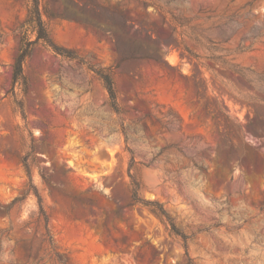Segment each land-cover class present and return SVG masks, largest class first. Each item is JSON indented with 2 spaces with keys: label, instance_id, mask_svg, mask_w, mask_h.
<instances>
[{
  "label": "rangeland",
  "instance_id": "374dc122",
  "mask_svg": "<svg viewBox=\"0 0 264 264\" xmlns=\"http://www.w3.org/2000/svg\"><path fill=\"white\" fill-rule=\"evenodd\" d=\"M44 1L76 56L37 43L14 82L28 0H0V264H264V0Z\"/></svg>",
  "mask_w": 264,
  "mask_h": 264
},
{
  "label": "trees",
  "instance_id": "16d2710c",
  "mask_svg": "<svg viewBox=\"0 0 264 264\" xmlns=\"http://www.w3.org/2000/svg\"><path fill=\"white\" fill-rule=\"evenodd\" d=\"M90 4H91V8H90L91 11L94 14L99 15L98 3L95 2L94 0H90ZM85 7L86 6H82V11L86 9ZM44 13L47 14L48 16H54V15L60 14V13L51 11L48 7L47 1L45 2L44 0H28L27 17L24 22L25 30L23 31L21 35L20 48H19L18 56L16 58V62L14 64V69H13V81L14 82H17L20 78H22L24 61L26 57L29 55L33 46L37 43H43L44 45H47L48 47L53 49L58 54L68 55L70 57L76 56L73 53V51L65 47L57 45L52 40L50 33H49L47 22L44 19ZM67 14H70L73 18L77 20H81L88 24L98 26L96 21H94L93 19H90L89 17H85L81 15L80 13H77L76 11H72L71 13H67ZM116 22H119L121 26L123 27L129 24L128 19L124 16L122 12H120L119 18L117 19ZM29 32H32L35 35L34 39L29 37L28 35ZM117 36H118V39L116 41L117 48H118L120 55L123 57V50L121 49V42L119 40L121 39V36L120 35H117ZM146 56L147 58H150L153 60H157V61L159 60V56L155 55V53L154 54L152 53ZM96 72L103 79L105 86L110 94V97L112 98L115 104L116 103V92H115L114 82H113L110 72L106 71L105 69H99ZM261 100L262 102H264V99H261ZM255 114L258 115L256 112ZM226 119H228V117H226ZM24 166H25L26 174L29 180L28 187L23 192L22 195L17 196L14 199L13 203H18L30 195L36 196L38 204H39V213L46 223L47 216H46V212L43 206L42 196L39 193L38 188L34 183L32 169H31V166L27 158H24ZM131 178H132V182H131L130 188H131L132 198L134 202L140 205L149 207L153 213H155L157 216L167 221L175 233L182 234L180 233L176 223L171 219L163 203L160 202L159 200H148L142 197L140 194L139 182L137 181V179H135V177L132 174H131Z\"/></svg>",
  "mask_w": 264,
  "mask_h": 264
}]
</instances>
